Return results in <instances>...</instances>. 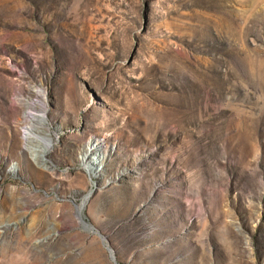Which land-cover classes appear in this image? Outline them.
I'll return each instance as SVG.
<instances>
[{"label":"rangeland","instance_id":"374dc122","mask_svg":"<svg viewBox=\"0 0 264 264\" xmlns=\"http://www.w3.org/2000/svg\"><path fill=\"white\" fill-rule=\"evenodd\" d=\"M0 264H264V0H0Z\"/></svg>","mask_w":264,"mask_h":264},{"label":"bare ground","instance_id":"6f19581e","mask_svg":"<svg viewBox=\"0 0 264 264\" xmlns=\"http://www.w3.org/2000/svg\"><path fill=\"white\" fill-rule=\"evenodd\" d=\"M40 93L43 94L44 91L42 90V91H40ZM30 106H28V107H30ZM29 114L30 113L26 112V117H29L30 116ZM37 118L39 119L41 125H43L45 127L46 124H47L46 114L37 115ZM33 128L27 127L26 130H25V139L27 141H30L33 138H37L36 136H34L35 134H34V129ZM41 144L42 145L40 147H38V148H31L32 153L34 155V159L37 160V161H39V160L45 161L46 156L54 148L55 139L52 137V135H50L48 133L47 135H45V137L42 138ZM101 147L102 146L100 144H95V145H93V147L88 149L87 154L85 155V158H84V163H83L86 166V170H88L90 172H96L98 170L99 166L101 165V158H102V149H101ZM91 197H92V192H90L85 197L82 205L79 206V208H78V217H79L80 222L83 220L82 219L83 212H84L86 206L88 205ZM82 222L84 224V221H82ZM94 232H95V230H94Z\"/></svg>","mask_w":264,"mask_h":264}]
</instances>
